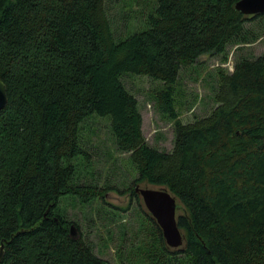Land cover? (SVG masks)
<instances>
[{
  "label": "trees",
  "instance_id": "trees-1",
  "mask_svg": "<svg viewBox=\"0 0 264 264\" xmlns=\"http://www.w3.org/2000/svg\"><path fill=\"white\" fill-rule=\"evenodd\" d=\"M107 1L0 0L2 264H109L71 236L61 210L66 197L104 203L115 189L94 182L84 146L98 119L128 155L132 197L147 183L181 206L183 248H169L150 217L158 242L147 264H264V56L218 70L216 106L193 122L181 120L178 88L202 57L227 61L229 47L259 39L264 15L240 13V0H151L144 26L117 38ZM129 76L160 83L153 98L174 125L171 152L148 144Z\"/></svg>",
  "mask_w": 264,
  "mask_h": 264
},
{
  "label": "rangeland",
  "instance_id": "rangeland-1",
  "mask_svg": "<svg viewBox=\"0 0 264 264\" xmlns=\"http://www.w3.org/2000/svg\"><path fill=\"white\" fill-rule=\"evenodd\" d=\"M152 5L151 0H108V16L116 37L122 38L140 30ZM240 56L251 59L264 56V31L252 44L229 47L227 61H223L225 56H204L199 61L200 65L182 71L178 88L184 123L211 113L216 106L218 70L232 73ZM123 81L139 102L143 134L148 144L171 152L175 142L174 125L162 117L153 98V92L160 83L139 76H129ZM83 134L84 146L93 162L94 182L115 189L107 193L104 203L96 200L92 204H84L76 198L66 197L61 201V210L67 220L75 223V237L82 236L94 253L109 264H147L146 254L157 246L158 235L150 223L152 216L142 198L138 201L129 191L136 176L129 172L128 155L117 151L106 119L91 122ZM82 177L84 180L90 178ZM136 187L155 188L147 183L136 184ZM181 214L179 211L177 217ZM181 232L185 237L184 231Z\"/></svg>",
  "mask_w": 264,
  "mask_h": 264
},
{
  "label": "water",
  "instance_id": "water-1",
  "mask_svg": "<svg viewBox=\"0 0 264 264\" xmlns=\"http://www.w3.org/2000/svg\"><path fill=\"white\" fill-rule=\"evenodd\" d=\"M236 10L246 16L264 15V0H240L236 4ZM7 87L0 80V111L8 104ZM136 193L142 198L143 203L162 230L164 240L169 248L177 250L183 248L185 237L177 222V212L181 208L178 200L165 187L140 188L136 187ZM76 227L71 226V236L75 237ZM6 253V243L0 244V264Z\"/></svg>",
  "mask_w": 264,
  "mask_h": 264
}]
</instances>
